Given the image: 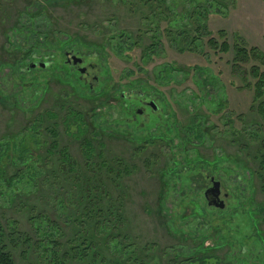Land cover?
Wrapping results in <instances>:
<instances>
[{
	"label": "rangeland",
	"instance_id": "374dc122",
	"mask_svg": "<svg viewBox=\"0 0 264 264\" xmlns=\"http://www.w3.org/2000/svg\"><path fill=\"white\" fill-rule=\"evenodd\" d=\"M256 66L264 0H0V224L15 264H264ZM150 95L159 108L128 120ZM71 110L92 124V158ZM212 175L224 209L204 198Z\"/></svg>",
	"mask_w": 264,
	"mask_h": 264
},
{
	"label": "trees",
	"instance_id": "16d2710c",
	"mask_svg": "<svg viewBox=\"0 0 264 264\" xmlns=\"http://www.w3.org/2000/svg\"><path fill=\"white\" fill-rule=\"evenodd\" d=\"M35 31H36L35 33H41L42 30H38L37 31V29H36ZM182 33L188 35V33L185 32V31L182 32ZM211 44H212V46L216 45L213 42V40H212ZM221 45H222V48H223L222 50H228L229 44H228L227 40H224V42ZM252 51L254 52L255 49H252ZM237 53H239V55L242 54V53L245 54V50L238 51ZM27 69L28 70H33V69H35V67H30L29 66V67H27ZM253 76L255 78L254 85H253L254 92H255V98L259 101L258 112H259V114L261 115V117L263 118V121H264V71L256 66L253 69ZM70 112H71V114H74V117L79 119V125L78 126H79V129L82 131V133L84 135L83 142L86 145V149H87L86 155L88 156V158L94 157V145H93V142L91 141L92 139L90 137L89 138L86 137L87 136L86 130L88 128H93L92 124L89 125L85 121L82 113H80L78 111H74V110H71ZM196 136L200 137L202 135L199 134V133H196ZM59 150H63L62 157L65 159L64 161L69 162L72 159V155L70 154L69 151H67L66 148H63V149L60 148ZM97 157H99L102 160V162L104 161V158H103V155H102L101 152L98 154ZM199 158H201V156H199ZM202 161L204 163H206V165H207V163L208 164H213L212 161H206V160H202ZM257 161L259 163V171H258L257 176L262 181V186H263V189H264V151L259 154ZM187 169H189V168H187ZM213 169H214V166H213ZM190 179L193 182H196L198 180L197 176H195V175H191ZM204 198H205V195H204ZM205 200L207 202L206 198H205ZM207 205H208V202H207ZM210 207H213V208H216V209H220V208H217V207H214V206H210ZM261 212L262 211H260L259 213H261ZM251 214L256 215V212L252 211ZM252 218H255L256 225L259 228L260 219L258 217H253V216H252ZM260 218L263 219V221H264V217L263 216H261ZM4 237H6V234L3 231L2 226L0 224V264H15L14 259L12 257V254L7 250V245L4 243ZM263 238H264V236L262 237V239ZM210 247L211 246H207L204 249V251L206 250V252H207V250ZM48 259H49V257H48ZM51 261L55 262V258H52ZM56 263H58V262L56 261ZM124 264H128V263H124Z\"/></svg>",
	"mask_w": 264,
	"mask_h": 264
},
{
	"label": "flooded vegetation",
	"instance_id": "af4514ba",
	"mask_svg": "<svg viewBox=\"0 0 264 264\" xmlns=\"http://www.w3.org/2000/svg\"><path fill=\"white\" fill-rule=\"evenodd\" d=\"M71 51H73V48H70V49H66L65 50V56H66V61H67V63H69V64H72V65H75L76 67H78V68H80V66L82 67L83 66V60H82V62L80 63V64H74L73 62H74V58L72 57V55H71ZM79 51H76V50H74V54L76 53L78 56H81L79 53H78ZM84 73L85 74H89L88 73V71H87V69L84 71ZM96 79H97V77H95ZM131 92V94H133L132 92H134L135 90H130ZM137 93V92H136ZM138 95L140 96V98L141 97H144V96H146V93L144 92V91H140V92H138ZM122 96H123V98L124 99H126L128 96L126 95V94H124V93H122ZM151 96V95H150ZM152 98H150L149 100H145V101H143V103H142V105L143 106H139V107H137L136 108V110H135V114L133 115V118H130V119H128V120H136V118L138 117V116H143L144 114H145V109L146 108H149L150 110L151 109H153V110H156V109H154L153 108V106L150 104L151 103V101H156V99H155V97L154 96H151ZM156 104V103H155ZM134 108H135V106H133ZM159 108V107H158ZM220 181V186H221V195H220V197L222 198V199H224V197L226 198L227 197V193H225V192H223V185H222V181L219 179V177H217V176H214V175H212V176H210V178H209V182H207L206 184H205V188H204V192H205V190L207 189V188H209V187H211L212 186V184H213V182L214 181ZM225 200V199H224Z\"/></svg>",
	"mask_w": 264,
	"mask_h": 264
},
{
	"label": "water",
	"instance_id": "95a60500",
	"mask_svg": "<svg viewBox=\"0 0 264 264\" xmlns=\"http://www.w3.org/2000/svg\"><path fill=\"white\" fill-rule=\"evenodd\" d=\"M72 57L74 58V64H80L82 62V57H79L77 54H74L73 51L70 52ZM47 63H41V66H46ZM37 63H32L30 67H36ZM80 71L84 72L87 68L86 67H81L80 66ZM154 109H157V104H155L154 101H151L150 103ZM214 181V180H213ZM220 181H214L212 186L207 188L204 192L205 198L207 199L208 205L209 206H214L220 209H224L226 206V202L224 199L220 197L221 195V186H220Z\"/></svg>",
	"mask_w": 264,
	"mask_h": 264
}]
</instances>
